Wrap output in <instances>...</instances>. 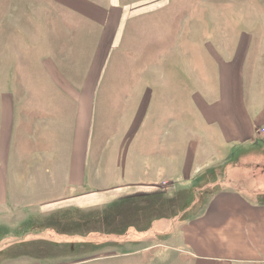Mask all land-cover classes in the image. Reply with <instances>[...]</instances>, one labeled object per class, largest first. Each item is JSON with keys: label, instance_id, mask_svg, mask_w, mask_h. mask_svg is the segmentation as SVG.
I'll use <instances>...</instances> for the list:
<instances>
[{"label": "crops", "instance_id": "obj_1", "mask_svg": "<svg viewBox=\"0 0 264 264\" xmlns=\"http://www.w3.org/2000/svg\"><path fill=\"white\" fill-rule=\"evenodd\" d=\"M221 1L212 12L205 0L195 22V0H60L76 12L70 28L61 10L50 14L49 51L79 63V42L94 49L75 87L49 57L25 56L31 67L42 64L31 85L50 103L21 102L18 55H0V210L33 208V223L45 224L34 232L42 242L29 247L40 255L8 253L0 264H264V179L249 188L240 178L264 173V0ZM184 5L192 6L185 33L153 40V32L178 30L170 11ZM87 18L97 29L85 40ZM73 29L62 50L61 31ZM4 32L1 45L12 47L16 34ZM116 51L139 62V85H106ZM115 77L134 80L126 71ZM123 93L118 105L103 99ZM185 95L180 109L174 103ZM16 180L30 193L10 200Z\"/></svg>", "mask_w": 264, "mask_h": 264}, {"label": "rangeland", "instance_id": "obj_2", "mask_svg": "<svg viewBox=\"0 0 264 264\" xmlns=\"http://www.w3.org/2000/svg\"><path fill=\"white\" fill-rule=\"evenodd\" d=\"M92 1V0H90ZM96 1H103L106 2L107 0H96ZM196 1V7H195V14L196 18L195 22L203 21L200 19V15L203 14V8L205 0H195ZM210 1L209 3H206V5L211 6L213 8L212 12L218 11V6L220 3H223L221 0H206ZM230 1H237V0H230ZM184 3V1H182ZM233 2V3H234ZM192 6L190 5H184L174 8L172 11L173 15L170 16L171 18L169 19L171 21L170 27L178 28V30H175V32L168 31L165 27L166 30L158 31V32H153L152 39L156 40L158 37V34L160 33V36L163 34L165 39H171L174 38L175 35L176 38L180 37L185 31L179 30L181 24L183 21H185L188 17V11L190 10ZM201 7V8H200ZM60 10H61V15L63 19L67 22L68 28H70L71 21L70 19L74 18V14L76 12L75 5L74 3L71 4H61L60 0H0V55L5 54L6 52L11 53L13 49L15 50V54L18 55V62L16 63L17 67L19 65L20 67V74L21 77L19 78V87H18V92L21 90V94L19 95V100L24 103L28 102H37V103H50L48 100L45 99L43 95L37 94V91H34V88L31 84L32 81L30 78H33L35 76V71L42 72L44 69L42 67V64L39 65V69L36 67H31L30 63L27 61L26 57L28 54H35L38 57H41L43 59L47 57L50 58V67L53 69L56 74L62 75L66 80H69L68 83L65 85L69 87H75V84L77 85L79 83V86L81 85V82L83 78H85L86 73L89 71L90 66H91V57L93 54V49L91 46L87 45H82L81 42H79V47H77V50L75 53L77 54L79 58V63H77L75 56L73 55L72 57H66L65 59L62 60V62L58 61L57 59L60 58V56H57L56 52L50 50L49 42L47 39L44 38V33L48 35L49 29L47 27L49 26L51 20L50 14L58 13L60 15ZM192 11V10H190ZM179 12L181 13L180 16H178ZM192 13V12H191ZM216 15L215 13H213ZM56 16V15H55ZM59 17V16H58ZM215 17V16H214ZM218 15H216L215 18H217ZM49 20V23L47 21ZM83 29L79 30V37L82 39H90L93 34L95 38V32L97 29L96 25H93L89 22V19L87 18L83 24ZM80 25V26H81ZM13 29L14 33L16 34L15 39H14V45L11 47V42H8L6 46L1 45V36L3 34L2 31H5V33L11 34V30ZM200 35L203 36V32L200 31ZM61 40L59 37V40L61 42H67L68 46L64 47L62 50L70 49L71 48V43L74 42L77 33L76 31L73 30H64L61 31ZM196 37L198 39V32H196ZM158 39V38H157ZM139 43V42H138ZM154 44V42L152 43ZM55 51H58L59 48L57 47L56 44L52 45ZM31 48V49H29ZM74 49V48H73ZM137 51L139 52V46H137ZM74 53V54H75ZM150 53L153 54L152 56V61H154V57L156 54H154V48L150 50ZM30 54V55H31ZM115 59H116V64L115 65H110V70L112 73H114V76L112 79L108 80L106 79V85L112 88H125L126 86L129 87V84H140V80L137 77V74L134 73H139V62H137V66H135L136 63H134V59L132 61V64L130 65L128 62V56L123 53V51H116L114 53ZM29 55V56H30ZM134 57L137 58L138 54L133 53ZM20 56V57H19ZM28 56V57H29ZM122 61V64L119 65V62ZM125 61H127V65H125ZM150 65V64H147ZM147 65H143L142 68L145 69L146 67H149ZM3 70V69H2ZM1 70V62H0V84L3 80V78L7 75V73L3 72ZM146 70V69H145ZM127 72L132 75L134 80L132 78H116V74L124 73ZM137 77V78H136ZM197 84L200 87H203L202 80L197 82ZM26 89H28V92L30 93L29 96L25 99V92ZM126 94H119L117 96L115 95H103V99L106 104H116L118 105L121 101V103L124 102ZM185 102L187 103L188 101V96L185 95L183 98L181 97L180 101L178 102V99H176V102L174 103L175 106H178L180 109L185 108L186 106L183 104ZM103 101V100H102ZM103 101V102H104ZM122 105L117 106V108H120ZM122 111H116V116L119 118V114ZM260 129V128H259ZM258 129V131H259ZM116 147L119 144L116 142ZM126 144L121 148L122 153L124 150H126ZM143 145V144H141ZM136 146V143L133 145V148ZM234 149L229 147L228 151L232 152ZM134 151V149L132 150ZM131 151L130 156H133V152ZM233 157V156H231ZM229 157V159L231 158ZM107 159V158H106ZM250 162L252 160H249ZM254 162V161H253ZM7 165H11L10 162L6 163ZM106 164L105 166H102L100 170L105 169L106 170ZM100 171L93 172L94 179L97 178L99 181L100 185H103L104 182V176L100 174ZM11 177V175H9ZM9 177L7 176V181H9ZM21 178H24L22 176ZM26 178V177H25ZM240 178L246 181V185H249L248 187L251 188L252 185L254 184V187H261L259 185V181L264 179V173H259L257 172L255 175H252L250 177L245 176V175H240ZM26 180V179H25ZM240 180V179H239ZM25 181V186L27 185ZM167 185V184H166ZM7 194L6 198L12 200V198H26L28 197L27 194L30 193L27 188H25L22 192L17 188V180L14 183H11L10 185L7 186ZM167 191V189L165 188ZM168 192V191H167ZM41 194V193H40ZM168 194V193H167ZM129 208L130 209H135V210H141L140 205H135L134 203H129ZM155 208V207H153ZM179 208V207H178ZM22 208L16 209L13 207H8L5 206L0 210V257L1 255H4L5 257H8L6 255H9L8 253H27L31 252L37 255L39 254L38 252H33L29 247L35 245V242H42L39 238V235H34V232L39 231L41 232V229L44 227V222L41 221L39 218L37 222L34 224L33 220L36 218L33 214L36 213L31 212L33 208ZM27 209V210H26ZM160 209V208H159ZM13 211H15L13 213ZM31 212V213H29ZM176 214L174 212L173 214H169L170 217L165 216L164 218H173V215ZM177 217V216H175ZM141 223V222H140ZM166 225V222H164ZM35 227L39 228V230H35ZM37 238V239H36ZM33 241V245L31 242ZM107 243L106 240H101V244ZM37 249L38 244H37ZM36 251V250H34ZM87 256V255H85ZM100 257H107V256H100ZM99 264H107L105 263H99ZM135 264V263H133Z\"/></svg>", "mask_w": 264, "mask_h": 264}, {"label": "built area", "instance_id": "obj_3", "mask_svg": "<svg viewBox=\"0 0 264 264\" xmlns=\"http://www.w3.org/2000/svg\"><path fill=\"white\" fill-rule=\"evenodd\" d=\"M259 132L261 133V135H264V127L260 128Z\"/></svg>", "mask_w": 264, "mask_h": 264}]
</instances>
